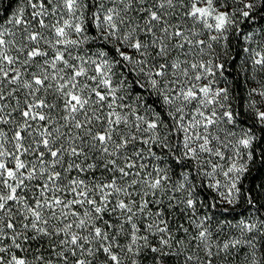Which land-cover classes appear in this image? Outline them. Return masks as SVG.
<instances>
[{"label": "snow or ice", "instance_id": "snow-or-ice-1", "mask_svg": "<svg viewBox=\"0 0 264 264\" xmlns=\"http://www.w3.org/2000/svg\"><path fill=\"white\" fill-rule=\"evenodd\" d=\"M0 264H264V0H0Z\"/></svg>", "mask_w": 264, "mask_h": 264}]
</instances>
